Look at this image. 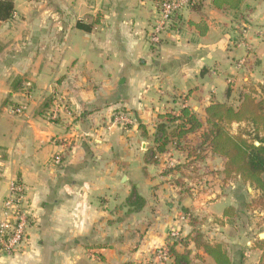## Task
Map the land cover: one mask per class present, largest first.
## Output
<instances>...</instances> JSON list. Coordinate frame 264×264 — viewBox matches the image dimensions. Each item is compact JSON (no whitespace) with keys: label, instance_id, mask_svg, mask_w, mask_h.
I'll list each match as a JSON object with an SVG mask.
<instances>
[{"label":"crops","instance_id":"0c3cea01","mask_svg":"<svg viewBox=\"0 0 264 264\" xmlns=\"http://www.w3.org/2000/svg\"><path fill=\"white\" fill-rule=\"evenodd\" d=\"M207 1L178 13L153 45L157 0H14L13 17L0 21V221L14 180L25 186L31 220L23 251L0 264H157L173 229L222 244L233 264H264L260 193L240 178L225 182V160L207 153L195 170L165 175L194 160L170 145L159 164L145 163L159 115L190 108L204 118L212 101L236 107L264 81L263 52L250 48L240 60L229 36L204 40L215 15L238 16L237 29L252 34L264 0L237 10ZM221 75L235 76L223 85ZM119 113L134 124H117ZM187 174L208 177V191H185L178 181ZM134 190L144 199L138 211L127 205ZM189 249L200 256L194 264H216L193 242Z\"/></svg>","mask_w":264,"mask_h":264},{"label":"trees","instance_id":"16d2710c","mask_svg":"<svg viewBox=\"0 0 264 264\" xmlns=\"http://www.w3.org/2000/svg\"><path fill=\"white\" fill-rule=\"evenodd\" d=\"M244 1L213 0L212 4L216 9L237 10ZM14 12V0H0V21L10 20ZM79 27L87 29L83 25ZM229 91L230 89L227 94ZM233 124H245V129L233 134L230 131ZM140 129L143 136L148 137L144 125L141 124ZM170 145L186 152L188 159L194 160L176 166L165 175L183 167H193L195 170L196 162L203 161L207 153L217 155L225 160L222 171L225 182L240 178L243 183L255 187L260 194L253 204L264 211V81L250 86L249 92L241 95L240 103L236 107L212 101L205 109L204 118L199 117L190 108H182L179 115L173 112L159 115L154 146L148 150L145 163L159 164L160 156L169 152ZM207 175L211 176L213 173ZM180 182L178 181V184ZM209 183L210 181H207V184ZM127 205L138 211L144 206V199L134 190L127 199ZM188 218L190 222H194L192 217ZM192 234L168 245L171 256L169 264H194L200 256H193V250L189 249L191 242L197 250L203 249L216 264H233L222 244L209 245L203 242L201 233ZM178 245L184 246L185 250L179 252L176 249Z\"/></svg>","mask_w":264,"mask_h":264},{"label":"built area","instance_id":"2783aa9c","mask_svg":"<svg viewBox=\"0 0 264 264\" xmlns=\"http://www.w3.org/2000/svg\"><path fill=\"white\" fill-rule=\"evenodd\" d=\"M204 0H157L158 19L150 34L153 45H159L163 36L170 30L174 18L185 9L195 8ZM25 107L17 109L18 114H22ZM59 108L56 107L51 113V118L56 119ZM114 121L122 126L133 125V120L126 113L114 115ZM62 157H55V164L60 165ZM26 189L23 183L14 180L10 184V193L4 202L3 217L0 221V258L12 257L20 254L28 243V228L31 220V213L27 204ZM171 243L181 239V231L173 229L169 233ZM157 264H169L171 256L168 246L155 253Z\"/></svg>","mask_w":264,"mask_h":264},{"label":"rangeland","instance_id":"374dc122","mask_svg":"<svg viewBox=\"0 0 264 264\" xmlns=\"http://www.w3.org/2000/svg\"><path fill=\"white\" fill-rule=\"evenodd\" d=\"M207 1V0H206ZM211 3L210 0L207 1V4ZM251 3H253L251 1ZM243 13V12H242ZM158 12H157V16L155 18V21L158 19ZM214 22L213 23V30H211L210 34L207 36V38L205 37L204 40H206V45H208V43H213V42H219L222 40L224 35L229 36V38L231 39V42L229 41V48H231V51L233 52V57H235L236 59H242L243 56L247 55V52L249 51L250 48L253 49V53H256L257 51L259 52H263L264 53V17L261 18V20H259L256 23H253L251 25V27H253V33L252 34H248L246 37H244L241 33L240 30L237 29V25H239L240 23V18H238V16H231L230 19H222L219 16L215 15L214 17ZM154 21V23H155ZM153 29V28H152ZM152 31V30H151ZM261 33V36H254V33ZM152 33V32H151ZM263 36V37H262ZM150 38V36H149ZM252 40V41H251ZM151 42V39H150ZM152 43V42H151ZM232 43H238V45H240V47L238 46H234V44ZM230 53V51H229ZM228 54L226 53V51L222 50L221 51V61H224L225 64L227 63V58ZM231 59V58H230ZM232 61V59H231ZM264 63V60H263ZM260 70H262V68H259V72ZM256 80L259 81L260 78H262L263 75L261 74H256ZM230 76H235V75H221L219 78V82L222 83L223 85L226 83V79H230ZM186 90V87H184L183 91ZM237 103V99H235V102L233 104L236 105ZM242 129H245V126H236V125H232L230 128V131L233 134L236 133H240L242 131ZM181 161H185L184 158L179 159V162ZM182 165V164H180ZM188 180L184 181L181 179V182L183 183V186L185 191H188L189 194H193L194 192L191 191V189H195V191H197L198 193H204L207 190V188L209 187V185L207 184V181H210L209 178H204L199 174H191L188 175ZM186 177V178H187Z\"/></svg>","mask_w":264,"mask_h":264},{"label":"water","instance_id":"95a60500","mask_svg":"<svg viewBox=\"0 0 264 264\" xmlns=\"http://www.w3.org/2000/svg\"><path fill=\"white\" fill-rule=\"evenodd\" d=\"M256 145H259V143H256ZM262 238H264V234L262 235Z\"/></svg>","mask_w":264,"mask_h":264}]
</instances>
